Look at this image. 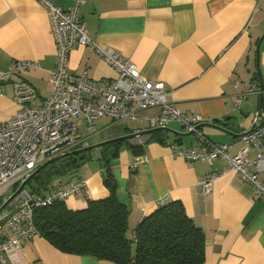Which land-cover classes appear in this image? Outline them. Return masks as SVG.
I'll return each mask as SVG.
<instances>
[{"label":"crops","instance_id":"1","mask_svg":"<svg viewBox=\"0 0 264 264\" xmlns=\"http://www.w3.org/2000/svg\"><path fill=\"white\" fill-rule=\"evenodd\" d=\"M50 1L63 10L77 6L91 41L70 53V73L87 71L94 81L115 80L116 70L96 52L97 48L111 49L129 60L143 78L161 83L168 101L179 112L199 115L203 124L234 134L201 127L200 133L211 142L231 145L250 130L260 100L264 103V0ZM16 61L38 65L35 71L20 70L13 80L29 83L37 94L36 105H42L50 95L48 78L55 69L56 49L46 10L36 0H0V71ZM254 85L255 92L248 94ZM238 94H244V99L239 109H234ZM12 95L11 82L0 84V126L15 113ZM160 113V108H150L138 115ZM95 125L97 132L82 147H91L93 160L76 174L86 179V193L66 199L68 210H84L89 201L108 196L102 183L101 149L115 143L108 141L139 131L146 139L143 144L124 140L110 147L111 153L116 151L110 166L117 199L128 212L130 238L138 224L160 205L178 201L204 235V264H264V199L236 173L227 171L222 160L210 165L172 158L173 145L197 152L203 149L195 136L183 139L179 135L186 133L180 123L172 122L151 133L145 132L155 129H147L143 120L112 123L101 118ZM111 128L112 133L96 136ZM91 139L95 142L90 144ZM237 149L231 147L229 154L234 155ZM139 158L144 161L132 169ZM210 176L216 178L204 195L200 182ZM259 177L264 180V174ZM64 182L62 187L67 186ZM8 264L114 263L64 254L37 235L23 242L18 258Z\"/></svg>","mask_w":264,"mask_h":264},{"label":"built area","instance_id":"2","mask_svg":"<svg viewBox=\"0 0 264 264\" xmlns=\"http://www.w3.org/2000/svg\"><path fill=\"white\" fill-rule=\"evenodd\" d=\"M44 7L56 49L55 69L49 74L50 95L42 105H36L37 94L24 80H13L20 70L35 71L38 65L30 61H16L6 71H0V84L12 83V101L15 113L0 126V264L12 263L18 258L22 243L37 236L33 224L35 210L64 202L69 197H83L87 181L73 177L66 187H55L41 196L30 194L24 186L33 173L52 158L65 156L81 149L97 132L95 122L108 118L112 123L121 121L145 122L147 129L164 130L172 122L181 124L192 133L203 149L195 151L173 145L170 156L186 162L212 164L222 160L227 171L236 173L250 184L258 197L264 199V110L256 112L250 130L234 143L215 144L203 136L198 126L203 124L199 115H185L169 101L161 83L143 78L135 66L111 49L97 48L96 52L117 72L112 81H94L87 71L80 75L69 72L68 61L74 47L91 44L77 6L63 10L50 0H36ZM82 0H78V3ZM255 92V85L247 92ZM244 94H238L234 109H239ZM160 108L158 116L140 117L139 112ZM134 132L132 144H143L145 136ZM68 142L63 147L59 145ZM238 146L234 155L231 147ZM49 155H47V153ZM143 159L131 165L137 168ZM210 176L200 182L204 195L210 192L215 179Z\"/></svg>","mask_w":264,"mask_h":264},{"label":"trees","instance_id":"3","mask_svg":"<svg viewBox=\"0 0 264 264\" xmlns=\"http://www.w3.org/2000/svg\"><path fill=\"white\" fill-rule=\"evenodd\" d=\"M119 144L105 145L100 152L102 183L108 196L89 201L87 208L80 211L68 210L64 202L35 210L33 224L37 235L64 254L114 264H204V235L178 201L160 205L138 224L133 238L128 236V212L117 199V184L110 166L116 157L110 147ZM92 151L67 154L40 166L27 181V191L41 196L59 187L56 184L61 185L63 180V185H68L84 165L92 162Z\"/></svg>","mask_w":264,"mask_h":264},{"label":"water","instance_id":"4","mask_svg":"<svg viewBox=\"0 0 264 264\" xmlns=\"http://www.w3.org/2000/svg\"><path fill=\"white\" fill-rule=\"evenodd\" d=\"M262 38H264V36H262ZM261 38V39H262ZM260 39V40H261ZM259 44L260 42L257 44L256 46V54H258V50H259ZM257 74L259 75V72L257 71ZM259 79H260V76H259ZM262 87V85H261ZM260 109L261 110H264V103H262V101L260 100ZM203 126H210V127H213V128H216L218 130H221L231 136H234V134L224 128H220V127H215L213 125H208V124H201L200 126L197 127V129H200L201 127ZM154 131H162L161 129H155V130H151V131H148V132H145V133H151V132H154ZM139 135H144V133H139ZM181 137H188V136H192L193 134L190 133V132H187V133H183V134H179ZM194 136V135H193ZM135 137V135H131V136H127V137H123V138H119V139H115V140H112V141H108L106 143H111V142H116V141H124V140H131ZM68 142H64L63 144L59 145L58 148L60 147H63L64 145H66ZM88 149H91V147H86V148H81V149H78L76 151H73L71 153H68V155H77V154H80V153H83L85 150H88ZM50 152L47 153V155H49ZM63 156H59V157H55V158H52L51 160H49L48 162L44 163L43 165H47L49 163H53V162H56L58 161L60 158H62ZM42 165V166H43ZM37 172V170L33 173V175ZM32 175V176H33ZM31 176V177H32ZM27 183V182H26ZM26 183L22 184L20 187H19V190L18 192L24 187L26 186Z\"/></svg>","mask_w":264,"mask_h":264},{"label":"rangeland","instance_id":"5","mask_svg":"<svg viewBox=\"0 0 264 264\" xmlns=\"http://www.w3.org/2000/svg\"><path fill=\"white\" fill-rule=\"evenodd\" d=\"M121 122H123V121H121ZM96 125H97V127H98L99 129L102 127L101 124H100V122H97ZM130 126L135 127V125H133V124H130ZM110 133H112V128L109 129V130H107V131H104V132H98L96 136H97L98 138H100L102 135H108V134H110ZM192 137H193V135H192V136H188V137H184L183 139H190V138H192ZM93 142H95L94 139H93V140L91 139V140L89 141L90 144L93 143ZM69 198H73V197H69ZM128 236H129V237L131 236L130 233H128Z\"/></svg>","mask_w":264,"mask_h":264}]
</instances>
